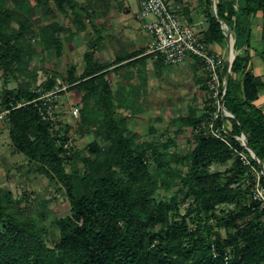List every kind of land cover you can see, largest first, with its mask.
I'll list each match as a JSON object with an SVG mask.
<instances>
[{
    "label": "trees",
    "instance_id": "16d2710c",
    "mask_svg": "<svg viewBox=\"0 0 264 264\" xmlns=\"http://www.w3.org/2000/svg\"><path fill=\"white\" fill-rule=\"evenodd\" d=\"M15 1L17 8L0 11V62L7 76L15 74L39 52V47L29 38L34 30L30 13L26 14L31 11L28 2ZM54 1L60 10L74 12L72 21L76 31L86 28L84 14L78 10L93 20L78 0ZM235 1L217 0L214 13L212 0H203L207 27L201 36L209 44L225 42L226 22L238 45L242 46L240 51L233 43L230 47L231 72L242 73V80L231 74L223 93L225 112L229 115H220L216 121L218 124L230 121L227 135L232 147L219 137L196 130L211 117L215 110L212 103L202 112L192 107L181 116L184 125L194 127L195 141L191 151L184 155L189 160L184 174L175 167L152 170L146 152L136 149L137 144L127 133L125 118L117 113L107 77L111 63L95 56V51L101 49V34L92 49L85 53L84 71L77 76L71 70L68 76L73 82L71 88L83 91L85 108L81 111L86 120L83 128L96 125L95 138L88 147L99 160L89 162V170L84 174L67 171V148L63 143L57 145L49 122L41 117L34 101L15 106L20 101L33 100L41 92L28 83L6 90L3 103L10 108V137L15 148L30 160L42 161L41 170L62 181L72 215L58 220L60 240L50 246L44 229L36 228L24 214L7 208L4 197H10V193L0 196V218L6 220L4 228L0 229V264H264V207L261 200L250 198L249 189L254 174L257 178L260 174L264 185L259 164L260 160L264 162V109L255 103L264 90V77L251 67L250 53L253 18L258 13H261L264 41V0H239V6ZM36 2L41 4L45 14L55 15L50 0ZM15 13L20 15L18 28L10 25ZM66 29L57 20L42 25L41 48H51L61 56L65 41L61 33ZM73 32L72 29L67 34V40ZM260 54L264 60V50ZM226 70L228 62L225 60L221 76ZM56 82L55 77L48 78L44 89L54 87ZM90 100L97 106L87 112ZM67 138V135L61 137L62 141ZM101 139L110 143L103 148ZM242 139L248 140L251 149ZM235 149L246 152L250 163H245ZM102 151L105 155L101 163ZM152 156L161 168L165 165L164 152L157 146ZM230 159L233 164L227 170L231 173L212 169L213 163ZM119 172L122 175H117ZM175 175L180 176V191L184 197L193 198L188 213H194L195 228L182 217H173L174 203L161 199L155 205L151 199L161 181L170 187ZM244 177L250 181L247 187L242 184ZM222 202L235 203L238 207L217 218L219 225L226 227L225 234L214 230L209 222L213 210Z\"/></svg>",
    "mask_w": 264,
    "mask_h": 264
},
{
    "label": "rangeland",
    "instance_id": "374dc122",
    "mask_svg": "<svg viewBox=\"0 0 264 264\" xmlns=\"http://www.w3.org/2000/svg\"><path fill=\"white\" fill-rule=\"evenodd\" d=\"M82 3L92 15L90 20L84 11H80L84 14V20L86 22V28L81 31H76V25L73 23L74 12L71 10L62 11L58 8L54 0H50V6L53 8L55 15L45 14L42 10L41 4L36 0H27L31 29L33 33L29 35V38L35 46L39 47V52L33 56L29 63H26L16 71L15 74L7 76L5 74L2 63L0 62V111L5 108L3 103L4 94L7 89L17 88L24 84L31 86L37 90H54L58 86V100L61 104L60 112V124L61 133L60 138L52 134L55 137L57 145H61V137L64 135L72 137L73 144L67 148L66 153L68 160L66 162V169L69 172L77 171L80 175L84 174L86 170H89V162H95L99 160L97 154L91 153L88 144L95 138L96 125H90L84 127L86 120L84 119V113L81 111L82 107L85 108V99L83 91L79 88H71L72 83L69 79V71L74 70L75 74L80 75L86 65L85 53L92 49V44L97 41L101 34V15L110 14L103 22L105 25L113 26V21H123L132 12L138 10L137 0H78ZM236 5L239 6V0H236ZM15 0H0V11L5 8L15 9L17 4ZM19 10V8H18ZM21 10V9H20ZM20 10L18 12H20ZM18 15L15 13L10 25L14 28H18L20 22ZM57 20L65 25L67 28L61 36L65 38L64 51L60 56L51 48H41L40 46V28L45 23ZM146 20V19H145ZM261 13H258L253 18L252 25V47L250 53L252 54L251 67L257 73L258 63H263L264 60L261 56V52L264 50V41L261 38ZM95 23V24H94ZM226 34L231 30V34L227 36L224 46L219 50L222 51V55L225 59L231 58L230 44H234L237 51L242 49V46L238 45L236 37L232 32V28L228 23H224ZM98 28V29H97ZM70 34L71 38L67 40V34ZM114 33V32H112ZM109 33L111 36L114 34ZM105 41L101 42V49L95 51V56L101 59L102 62H110L111 66L107 77L111 83L115 104L117 107V113L120 117L125 118L127 133L133 138V142L137 144V150H144L148 157V161L151 164V169L167 170L169 167H175L183 174L188 171V158H185L192 147L195 144L194 141V127L184 125L181 121V116L190 111L192 107H197L199 112L207 110V106L212 103V100L208 93L207 81L204 77L201 84V93L193 92L191 95H187V90L191 87V81L185 76L183 79L177 71H171L170 77L163 84L157 86L154 85L153 90L143 94L145 90L139 88V85H134L129 79H133L134 75L126 76L119 80V77L115 76L114 72V59H111L106 55ZM224 48V49H223ZM114 47H108L107 52L112 53ZM150 51V50H149ZM153 53V52H152ZM117 59H120L118 56ZM109 63V64H110ZM126 66V65H124ZM203 69V68H202ZM201 71V70H200ZM204 72V70H203ZM125 72H122L124 74ZM205 73V72H204ZM232 75L236 76L240 81L242 80V73ZM55 77L56 84L52 88L44 89V83L48 78ZM227 78V70L222 75L223 86L225 87ZM117 80V81H116ZM185 89V90H184ZM226 89V88H225ZM122 91H126L130 95L121 94ZM152 92V93H151ZM90 106L87 107V112H91L90 107L95 108L96 102H89ZM73 105H79V115L76 117L72 114L71 108ZM17 106V105H15ZM100 119V118H99ZM227 124H230L229 120H226ZM11 122L9 115L2 121H0V196H5L10 193V197L7 196L4 203L10 211L22 213L26 218L31 221L36 228L44 229L45 237L50 246H55L61 235V230L58 225V220L71 216L72 209L69 198L67 196L66 188L62 181L57 176H50L43 170H41L42 161L30 160L29 157L18 151L10 137ZM109 140L101 139V145L104 148L109 144ZM159 148L164 152L163 162L165 165L161 168L159 163L154 160L153 148ZM181 155L176 157V155ZM105 152H101V163L104 159ZM183 156V157H182ZM168 163V164H167ZM233 164V159L225 163H213L212 169H221L227 171V169ZM162 171V172H163ZM163 174V173H162ZM254 174V173H253ZM122 175V172L117 173ZM174 178V179H173ZM172 186H164L161 181L159 188L153 193L151 199L156 205L161 199H165L168 202L176 205L172 209V215L174 218L185 219L191 228L196 227V222L192 220L193 212L188 213L189 207L193 200L192 197H184V193L180 191L181 181L180 176H173ZM226 178V176H224ZM224 180V179H223ZM257 181V174H254V180L249 187L251 194L250 198L254 199L253 189ZM243 186L247 187L250 184L249 178L244 177L242 179ZM263 206V202H262ZM264 207V206H263ZM238 207L235 203L222 202L219 203L213 210L214 215L210 217L209 222L213 224V229L220 230L223 234L226 233V227L220 226L217 218L226 215L231 210H236ZM6 220L0 218V229L4 228Z\"/></svg>",
    "mask_w": 264,
    "mask_h": 264
},
{
    "label": "built area",
    "instance_id": "2783aa9c",
    "mask_svg": "<svg viewBox=\"0 0 264 264\" xmlns=\"http://www.w3.org/2000/svg\"><path fill=\"white\" fill-rule=\"evenodd\" d=\"M138 15L146 19L143 21V26L150 35L149 50L156 56L162 55L168 64L181 63L188 56H194L200 61L205 72L208 93L215 110L208 122L200 124L196 130L201 129L205 133L219 137L232 147L227 135V131L231 129V124H227L226 120L220 124L216 122L220 115H229L225 112L224 101L222 100L225 87L222 82L221 69L226 59L211 44L204 41L195 27L173 10L166 0H140ZM56 87L57 89L54 90H38L41 92L39 96L33 100L20 101L17 106L34 101L41 117L49 122L51 133L60 138L62 135L60 112L62 110L58 100V86ZM79 111V105L72 106L71 112L74 116L77 117ZM9 113V107L1 110L0 121L4 120ZM242 141L245 143L244 139ZM61 143L65 148H69L73 144V139L69 137L65 141L61 140ZM237 151L245 163H250L246 152ZM253 196L255 199L261 200L264 206V185L260 180V174H258L253 189Z\"/></svg>",
    "mask_w": 264,
    "mask_h": 264
},
{
    "label": "crops",
    "instance_id": "0c3cea01",
    "mask_svg": "<svg viewBox=\"0 0 264 264\" xmlns=\"http://www.w3.org/2000/svg\"><path fill=\"white\" fill-rule=\"evenodd\" d=\"M137 2L138 10L132 12L131 9L128 12L130 15L123 21L119 20L116 22L114 20V27L110 25L104 27L105 24L103 22L106 21V18L110 16V14L101 15V17L103 16V18H101V42L102 40L105 41L104 49L108 59L110 56L112 57L109 60L114 59L113 69L116 79L119 77L117 79L119 80L127 74L130 78L131 75H134L133 79H129L130 82L134 85H139V88L145 90L143 91V94L145 95L146 93H150L147 92V90H153L155 84L163 87L164 82L170 77V72L175 70L183 79L187 76V79L191 81V87L187 90V95H191L193 92H198L200 94L202 91V80L205 77L200 61L194 56H188L181 63L168 64L163 58H160L156 56L155 53L149 51L150 35L143 26V21L145 19L138 15L140 0H137ZM166 2L182 18L191 23L202 36L203 31L207 27L203 0H166ZM109 33H112L115 36H112L111 38ZM211 45L223 54L219 49L225 47L224 42H215ZM111 46L114 47V49H112V53L109 55L107 48ZM118 56L120 59H117ZM258 68L257 74L264 77V62H259ZM122 72L125 73L122 74ZM121 94L130 95L126 91H122ZM255 103L264 109V90L261 92L259 98L255 100Z\"/></svg>",
    "mask_w": 264,
    "mask_h": 264
},
{
    "label": "water",
    "instance_id": "95a60500",
    "mask_svg": "<svg viewBox=\"0 0 264 264\" xmlns=\"http://www.w3.org/2000/svg\"><path fill=\"white\" fill-rule=\"evenodd\" d=\"M212 4H213V11L214 13H216L217 11V8H216V0H212ZM230 32H228L226 35L229 36L231 34V30L229 29ZM232 46V44H230V47ZM232 62H233V57L229 58L228 60V70H227V78H226V84H225V88L227 89V86H228V81H229V78L231 76V65H232ZM222 100L224 101L225 100V95L222 96ZM245 146L250 148V145H249V142L247 139H245ZM259 164H260V167H261V172L264 174V162L262 160L259 161Z\"/></svg>",
    "mask_w": 264,
    "mask_h": 264
}]
</instances>
